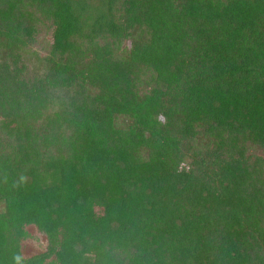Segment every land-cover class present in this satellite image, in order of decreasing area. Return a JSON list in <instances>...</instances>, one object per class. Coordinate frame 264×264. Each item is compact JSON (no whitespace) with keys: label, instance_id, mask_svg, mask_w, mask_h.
Returning a JSON list of instances; mask_svg holds the SVG:
<instances>
[{"label":"trees","instance_id":"trees-1","mask_svg":"<svg viewBox=\"0 0 264 264\" xmlns=\"http://www.w3.org/2000/svg\"><path fill=\"white\" fill-rule=\"evenodd\" d=\"M16 257L264 264V0H0Z\"/></svg>","mask_w":264,"mask_h":264},{"label":"rangeland","instance_id":"rangeland-1","mask_svg":"<svg viewBox=\"0 0 264 264\" xmlns=\"http://www.w3.org/2000/svg\"><path fill=\"white\" fill-rule=\"evenodd\" d=\"M38 39L40 40V42H42L44 40V37H38ZM44 44V43H43ZM33 242H35V245L42 248L43 247V243L40 241V239L36 238V239H33Z\"/></svg>","mask_w":264,"mask_h":264},{"label":"clouds","instance_id":"clouds-1","mask_svg":"<svg viewBox=\"0 0 264 264\" xmlns=\"http://www.w3.org/2000/svg\"><path fill=\"white\" fill-rule=\"evenodd\" d=\"M16 264H20V258L19 257H16Z\"/></svg>","mask_w":264,"mask_h":264}]
</instances>
